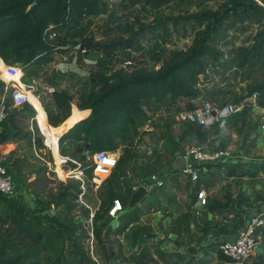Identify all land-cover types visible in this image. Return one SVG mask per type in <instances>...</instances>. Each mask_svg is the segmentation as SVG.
<instances>
[{
    "label": "rangeland",
    "instance_id": "obj_1",
    "mask_svg": "<svg viewBox=\"0 0 264 264\" xmlns=\"http://www.w3.org/2000/svg\"><path fill=\"white\" fill-rule=\"evenodd\" d=\"M223 1L166 0L154 5L148 0H109V10L105 14L87 15L80 26L61 32L69 42L65 46V55L56 63H59L58 71L53 66H45L47 74L26 81L28 85L22 81L21 84L6 83L0 78L5 84L0 93V112L4 114L0 125L1 129L9 131L10 136L0 147V158L15 177L18 196H5V201L15 203L27 218L39 223L45 222L46 215L64 221L73 217L83 227L76 231L79 243L97 264H116V257H121L125 263H136L143 248L148 259L156 264L173 261L179 264H220L215 253L218 240L236 232L243 226L249 210L264 202V133L261 132L264 95L260 91L249 93L250 87H258L264 82L262 10L254 12L242 3L225 1L233 9L222 23L223 35L215 42L223 56L217 63L206 60L202 74L189 75L200 90L198 97L181 98L176 105L168 99L143 101L145 118H136L133 126L135 141L126 146L124 152L122 149L120 153L115 151L119 157L130 151L124 162L126 175L121 180H127L132 192L142 185L147 189V194L135 205L141 213L139 220L121 234L105 233L110 222L113 221L112 228L117 226L115 218L111 220L106 216L97 222L102 241L95 237L92 228V216L99 207L101 194H107L109 186H113L108 178L114 168L99 169L94 165L92 173L99 181L86 179L62 164L65 174L57 172L54 158L45 144L43 104L51 99L52 90H65L70 96L68 105L56 110L70 113L72 105H76L81 82L91 73L107 74L120 68L124 65L123 59H131L133 67L157 69L163 60L169 58L172 50L185 49L195 30L212 22L215 15L226 9L222 7ZM253 4L258 7L254 1ZM128 38L133 39L137 51L126 49L107 57L95 49V46ZM83 47H86L84 53L80 51ZM11 73H20L21 80L20 67H0V77ZM54 77L56 84H47ZM16 86L30 90L33 108L41 115L39 122L31 118L28 111H17L21 106L13 104L10 93ZM204 103L215 106L230 103L240 110L204 125L176 119L179 111ZM191 145H201L207 150L224 147L230 153L241 154L244 168L255 172L247 176L226 177L222 167H215L202 173L207 176L201 177L203 181L219 176L214 185L204 188L206 202L203 204L197 198L194 200L191 194L198 179L192 182L183 171L175 174L168 166L174 160L175 146L184 152ZM250 162H255L256 167L251 168ZM213 170L222 172L214 173ZM160 173L166 178L163 184L147 185L148 178ZM64 189L66 203L44 205L50 195H57ZM114 190L122 192L120 188ZM178 217L185 221L180 232L175 233L171 227L177 226ZM157 232L161 237L153 235ZM165 240L170 241L168 249H164ZM187 244H192L189 247L193 246L195 252H189ZM65 250L68 259L75 258L68 242ZM257 253L260 256L252 257L247 264L264 258V239Z\"/></svg>",
    "mask_w": 264,
    "mask_h": 264
},
{
    "label": "trees",
    "instance_id": "obj_2",
    "mask_svg": "<svg viewBox=\"0 0 264 264\" xmlns=\"http://www.w3.org/2000/svg\"><path fill=\"white\" fill-rule=\"evenodd\" d=\"M148 1L157 5L166 0ZM225 1L222 2V7L226 9L220 15H215L212 22L195 30L190 44L185 49L172 50L169 58L163 60L157 69H148L145 66H128L130 68L126 69L127 66H121L107 74H89L79 85L76 105H72L68 114L56 110L68 105V92L52 90L51 99L43 104L46 116L43 132L57 172L65 174L60 165L62 164L64 168L78 171L86 179L99 181L92 173V156L99 151L115 152L121 145L126 149V146L135 141L133 126L137 117L145 118L144 100L159 102L168 99L171 104L176 105L180 98L200 95L199 88L191 82L189 75L202 74L206 69V60L217 63L223 56L215 42L223 35L222 23L233 9ZM232 1L247 5L254 12H264L252 0L246 3ZM108 10L109 0H0V67L18 65L22 70L21 81L28 85L26 81L39 79L40 74L46 75L45 66H53L54 69L57 61L65 55V46L69 41L62 31L80 26L87 15L105 14ZM51 33L54 36L50 37ZM95 49L107 57L118 51L122 53L126 49L138 50L133 39L129 38L114 44L98 45ZM127 60L131 61H122ZM52 71L57 76L56 71ZM17 75L5 74L1 79L8 83ZM55 80L54 77L47 84L54 86ZM3 81L0 80V93L5 85ZM256 91L264 95V82L258 87L249 88V93ZM34 94L37 95L36 92ZM33 107L26 102L17 111H28L29 116L39 122L40 112ZM8 133V130L1 129L0 144L10 137ZM129 155L130 151L118 157L112 176L108 178L113 186H109L107 194H101L99 207L92 216L93 233L101 241L103 238L97 222L104 220L105 216L109 218L108 212L114 199L119 200L127 209L117 216L118 224L115 228L111 225L105 228L106 234L123 233L141 215L137 206H128L132 194L131 185L127 180H121L126 175L124 162ZM249 165L256 167L255 162H250ZM217 167L224 169L226 177L247 176L255 172L244 168L243 163ZM216 172L222 171L214 173ZM173 173L176 174L177 171ZM201 177L207 178L201 173L195 182L191 192L194 200L200 190L214 185L219 178L216 176L203 181ZM115 188H120L122 192H115ZM66 196L64 189L57 195H50L44 205L47 206L50 202L66 203ZM5 198L0 194V264H97L79 243L76 231L83 227L73 217L64 221L57 216L46 215V223L35 222L27 218L15 203L7 202ZM184 221L178 217L177 226L173 225L171 231L179 233ZM66 242L71 246L74 259L70 260L66 256ZM216 252L220 264L233 262L219 248ZM136 260V263H125L121 257H116L115 263L156 264L148 259L144 248ZM169 264L179 263L173 261ZM254 264H264V258Z\"/></svg>",
    "mask_w": 264,
    "mask_h": 264
},
{
    "label": "built area",
    "instance_id": "obj_3",
    "mask_svg": "<svg viewBox=\"0 0 264 264\" xmlns=\"http://www.w3.org/2000/svg\"><path fill=\"white\" fill-rule=\"evenodd\" d=\"M264 10V0H252ZM54 33L50 34V37ZM85 52V48L80 50ZM132 61L127 60L123 66H131ZM12 65H8L11 67ZM14 66V65H13ZM11 97L15 106H21L24 103H29L25 96L24 90L16 86L11 90ZM240 107L235 104H223L215 106L213 104L204 103L188 110H181L177 113L176 119L178 121H186L196 125H204L213 120L228 117L236 114ZM4 114L0 112V122L3 120ZM1 131V125H0ZM261 132L264 133V119L261 123ZM175 157L184 158L185 166L181 170L187 178L195 182L200 173H205L217 166H224L227 164L244 163V157L241 154L230 153L226 148L220 147L214 150H207L201 145H191L183 152L178 146L174 147ZM118 155L116 152L99 151L92 156V162L99 169H112L116 166ZM166 178H163L162 173L153 176L146 180L147 185L152 187L163 184ZM0 194L9 197H16V181L15 177L9 173L3 160L0 158ZM197 200L205 204V190L202 189L197 193ZM124 206L119 200L114 199L111 209L109 210V218L112 220L123 211ZM236 238L234 240H218V248L228 258L233 260L230 264H247L253 257L260 256L257 251L262 248L264 239V202L259 206L249 210L245 222L242 227L236 230ZM165 248L170 244V241H164ZM168 243V244H167Z\"/></svg>",
    "mask_w": 264,
    "mask_h": 264
},
{
    "label": "water",
    "instance_id": "obj_4",
    "mask_svg": "<svg viewBox=\"0 0 264 264\" xmlns=\"http://www.w3.org/2000/svg\"><path fill=\"white\" fill-rule=\"evenodd\" d=\"M8 66V65H6ZM1 78V77H0ZM185 166V160L184 158H177L175 159L172 163L169 164V168L171 171H181ZM147 194V189L145 186H139L138 188H136L132 194L130 195V199L128 202V206L130 208L135 207V205L141 201V199L143 198V196ZM156 237H161V233H154L153 234ZM236 238V235H234L232 238H228V240H234ZM189 252H195V248L193 246L189 247L188 249Z\"/></svg>",
    "mask_w": 264,
    "mask_h": 264
},
{
    "label": "crops",
    "instance_id": "obj_5",
    "mask_svg": "<svg viewBox=\"0 0 264 264\" xmlns=\"http://www.w3.org/2000/svg\"><path fill=\"white\" fill-rule=\"evenodd\" d=\"M58 64H59V63H58ZM58 64H56V65L54 66V68L56 69V71H58V68H57ZM11 67H12V68H19V67H17V66H11ZM11 67H10V68H11ZM59 71H60V70H59ZM180 99H181V98H180ZM180 99H179V100H180ZM178 102H179V101H178ZM2 145H3V144H0V147H2ZM124 148H125L124 145H121V146L119 147V150H117V151L120 153V149H122L123 152H124ZM173 161H174V160H173ZM173 161H172V162H173ZM172 162H171V163H172ZM168 166H169V165H168ZM169 170H170V169H169ZM170 171H171V170H170ZM145 187H146V186H145ZM115 219H116V222H117V223H115V226H116V225L118 224V221H117V218H115ZM112 222H113V221H112ZM112 222H110V225L112 224ZM211 235H212V234H211ZM234 235H236L235 232L232 233V234L229 235V236H225V239L232 238ZM213 236H215V234H213ZM190 245H192V244H189V245L187 244L188 247H187V246H186V247L189 248ZM196 247H197V246H196ZM213 247H214V246H213ZM213 247H212V248H213ZM217 247H218V246H217ZM198 248H199V247H197V249H198ZM214 248H215V247H214ZM217 249H218V248H216L215 253H216ZM197 251H198V250H197ZM180 263H181V262H180Z\"/></svg>",
    "mask_w": 264,
    "mask_h": 264
},
{
    "label": "bare ground",
    "instance_id": "obj_6",
    "mask_svg": "<svg viewBox=\"0 0 264 264\" xmlns=\"http://www.w3.org/2000/svg\"><path fill=\"white\" fill-rule=\"evenodd\" d=\"M10 82H17L18 84H21L20 73L17 75V77L11 79L8 83H10ZM24 92H25V96H26L27 100L29 101L30 90H24Z\"/></svg>",
    "mask_w": 264,
    "mask_h": 264
}]
</instances>
